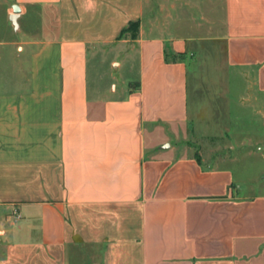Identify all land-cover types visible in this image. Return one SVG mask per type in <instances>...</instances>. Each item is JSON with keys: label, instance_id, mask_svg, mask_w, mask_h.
<instances>
[{"label": "crops", "instance_id": "0c3cea01", "mask_svg": "<svg viewBox=\"0 0 264 264\" xmlns=\"http://www.w3.org/2000/svg\"><path fill=\"white\" fill-rule=\"evenodd\" d=\"M1 2L21 39L0 41V264H264L240 158L178 147L231 134L232 78L264 96V0H224L202 38L146 32L142 0ZM121 55L132 81L101 83Z\"/></svg>", "mask_w": 264, "mask_h": 264}, {"label": "rangeland", "instance_id": "374dc122", "mask_svg": "<svg viewBox=\"0 0 264 264\" xmlns=\"http://www.w3.org/2000/svg\"><path fill=\"white\" fill-rule=\"evenodd\" d=\"M7 4L0 0V41L18 40L17 27L10 21ZM142 23L146 32L154 34L167 31L178 36L217 37L224 33V0H142ZM156 24L155 30L150 25ZM152 28V27H151ZM130 35V34H129ZM114 66L107 70L101 83L120 87L134 78L128 68L132 59L122 55L113 58ZM111 67V66H110ZM232 78V127L231 134L220 139H204L195 142V148L180 146L179 152L195 154L206 165L228 166L235 163L236 179L245 183L242 194L264 193V96L254 97V108L248 109L238 100L243 91L244 98L252 97L253 90L246 89ZM134 88V83L130 84ZM252 97V98H253ZM197 151V153H195ZM251 151V155H242Z\"/></svg>", "mask_w": 264, "mask_h": 264}, {"label": "trees", "instance_id": "16d2710c", "mask_svg": "<svg viewBox=\"0 0 264 264\" xmlns=\"http://www.w3.org/2000/svg\"><path fill=\"white\" fill-rule=\"evenodd\" d=\"M138 26H139V22L136 21V22H131L128 27L122 32V36L123 35H127V34H130V37L133 39L135 38L136 36V33L138 31ZM199 160V159H197Z\"/></svg>", "mask_w": 264, "mask_h": 264}, {"label": "water", "instance_id": "95a60500", "mask_svg": "<svg viewBox=\"0 0 264 264\" xmlns=\"http://www.w3.org/2000/svg\"><path fill=\"white\" fill-rule=\"evenodd\" d=\"M20 14V8L16 5L12 7V15L10 17V21L13 23L15 27H17L16 19L18 15Z\"/></svg>", "mask_w": 264, "mask_h": 264}]
</instances>
